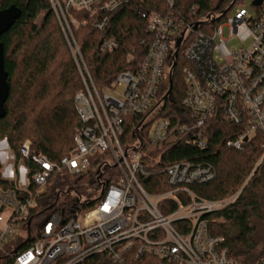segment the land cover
Wrapping results in <instances>:
<instances>
[{
  "label": "built area",
  "instance_id": "1",
  "mask_svg": "<svg viewBox=\"0 0 264 264\" xmlns=\"http://www.w3.org/2000/svg\"><path fill=\"white\" fill-rule=\"evenodd\" d=\"M254 1L255 16L244 5L228 14L232 5L224 21L209 32L200 29V20L209 18H197V5L185 9L178 0H165L164 11L142 7L136 15L146 23L150 37L144 58L136 69L120 72L110 86L99 89L69 25V20L78 22L68 12L71 7L93 12L97 0H51L84 83L74 96L82 124L74 132V149L59 160L32 153V142L24 140L22 159L16 166V156L4 140L6 147L0 154L8 164L4 179L14 187L0 189V249L12 257L11 264H82L95 254L105 256L109 264H138L144 255H154L165 264H246L228 256L224 236L210 235L206 219L239 192L212 200L188 188L212 180V166L178 161L162 168L170 188L161 193H148L142 178L151 173L148 166H156L165 148L217 113L241 126V133L227 142L237 150L252 135L264 133V0ZM119 4L113 0L104 8L113 11ZM227 26L231 36L225 39L223 28ZM181 36L179 49L189 40L184 48L189 65L184 69L182 106L190 111L191 122L173 125L165 116L151 115L160 112L157 93ZM235 37L240 46L229 44ZM118 47L117 39H106L100 51L113 52ZM147 112L145 123L154 118L148 140L123 141L128 118ZM108 158L115 160L118 172L105 182L100 172L108 168ZM26 160L36 166L34 170ZM93 166L102 191L93 208L82 215V222L74 218L77 208H65L63 215L54 213L41 225L40 235L29 246L5 251L26 234L28 238L26 223L53 174H83ZM255 264H264V255Z\"/></svg>",
  "mask_w": 264,
  "mask_h": 264
},
{
  "label": "trees",
  "instance_id": "2",
  "mask_svg": "<svg viewBox=\"0 0 264 264\" xmlns=\"http://www.w3.org/2000/svg\"><path fill=\"white\" fill-rule=\"evenodd\" d=\"M112 1L97 0L93 4V12L73 7L68 11L78 22L69 20V25L99 89L110 86L120 72L136 69L146 54L150 37L145 31L146 23L136 15L137 10L142 7L167 10L165 0H119L115 10L104 8ZM237 1L178 0V5L185 9L191 5L199 6L197 18H209L200 20L203 23L200 29L209 32L224 21L225 12ZM14 4L21 9L22 15L0 38L5 45V69L9 72L10 86L5 104L6 116L0 119V142L5 139L9 142L16 156V166L22 159L20 148L24 140L32 142V153L59 160L75 146L74 131L82 122L75 108L74 96L84 83L51 0H0V9ZM106 39H117L119 47L113 52H101V42ZM167 65L169 68L157 93L160 112L156 116L167 117L173 125L189 124L190 111L182 106L186 95L184 69L189 62L182 48ZM170 87L171 92L165 98ZM150 112L128 118L121 137L123 141L148 140L151 121L145 123V120ZM240 133V125L227 122L218 113L211 116L201 128L191 130L165 148L156 166H148L151 173L142 178V183L148 193H161L170 188L162 168L178 161L212 166L215 172L212 180L193 183L188 188L199 197L212 200L229 198L239 192L226 206L206 215L208 233L224 236L223 246L228 249L230 258L255 264L264 255V231L260 230L261 226L264 228V133L252 135L243 143L242 150L228 146V140ZM25 163L33 170L36 167L27 160ZM106 169L102 167L100 173L104 175ZM83 180H88L91 185L101 183L97 172L89 176L63 171L49 178L47 191L38 197V207L26 223L28 238L14 250L24 249L38 238L41 225L50 219L49 213L58 208L60 196L75 188L73 181L78 184ZM11 187L14 185L4 179L0 157V189ZM83 189V186L75 188L80 197ZM80 197L74 201L72 198L61 206L77 210L93 208L96 199L83 201ZM11 263V256L0 255V264ZM82 264H109V261L105 256L95 254ZM138 264L165 263L154 255H144Z\"/></svg>",
  "mask_w": 264,
  "mask_h": 264
},
{
  "label": "rangeland",
  "instance_id": "3",
  "mask_svg": "<svg viewBox=\"0 0 264 264\" xmlns=\"http://www.w3.org/2000/svg\"><path fill=\"white\" fill-rule=\"evenodd\" d=\"M241 5H244L248 10H249V12L250 13H252L254 16L257 14V11H258V7L256 6V5H253V0H238L235 4H234V7L228 12V14H230L231 12H233L234 11V9L236 8V7H238V6H241ZM59 20V19H58ZM37 21H40V18L37 20ZM230 32V27L229 26H227V27H224L223 28V34H224V38L225 39H228V38H230V36H231V34L229 33ZM188 42H189V40H185V42L183 43V45L181 46V48H182V50L183 51H185L184 50V48L186 47V45L188 44ZM229 44L230 45H237V46H240L241 45V42H240V40L237 38V37H235V38H232V39H230L229 40ZM247 44H248V42H247ZM71 50V49H70ZM184 81H185V78H184ZM157 115V111L156 112H154L151 116H156ZM156 118H159V116H157ZM154 119V118H153ZM153 119H151V120H149V121H151V124H150V126H149V128H150V131H151V129H152V127H153V124H154V120ZM76 130V129H75ZM75 132V131H74ZM5 147H6V142H4V140L3 141H1L0 142V154H2V151L5 149ZM3 156V155H2ZM1 155H0V157H1V162H3L2 163V171H3V176L6 178L7 177V173H6V168H7V161H4V157H2ZM107 162H108V168L106 169V171H105V175L103 176V181H108V182H110V177H109V175H114V174H116L117 172H118V167L117 166H115V164H116V162H115V160L114 159H112V158H108L107 159ZM94 167V169L92 168V170H90L89 172H86V173H84V174H87V175H91V174H94V172H95V166H93ZM72 184H73V186L75 187V188H78V187H80V186H83L84 187V189H83V191H82V193H81V197L76 193V190H75V188H72V191L70 192V193H64V194H62L61 196H60V199H59V201H58V208L54 211V212H51V213H49L50 214V216L52 215V214H54V213H56V214H61V215H63L64 214V208H63V206H61L63 203H65V202H68V201H70V200H72V198H73V200H75V199H77V198H81L83 201L84 200H87V199H89V198H91V200H93V199H96V198H99L100 197V194H101V191H102V188H101V185H91V182H89L88 180H83V181H81V182H78V184L77 183H75L74 181L72 182ZM88 192V194L85 192ZM89 194H91L90 196H88ZM237 194V193H236ZM236 194H234L233 196H231V197H234ZM230 198V197H229ZM61 206V207H60ZM87 210H81V209H79V211H78V213L76 214V215H74V218L77 220V222H82L83 221V217H82V215L86 212ZM48 214V215H49ZM47 215V216H48ZM45 219L47 218V217H44ZM41 223V222H40ZM263 230L264 231V228L261 226L260 227V230ZM261 230V231H262ZM26 237H27V234L25 235V236H23L22 238H19L16 242H14V243H12V244H10V246H7V247H5V251H7V252H10V251H12V250H14V248L16 247V246H18L19 245V243H22L21 241H24V239H26ZM1 254H5V252L2 250V249H0V255Z\"/></svg>",
  "mask_w": 264,
  "mask_h": 264
},
{
  "label": "water",
  "instance_id": "4",
  "mask_svg": "<svg viewBox=\"0 0 264 264\" xmlns=\"http://www.w3.org/2000/svg\"><path fill=\"white\" fill-rule=\"evenodd\" d=\"M254 3H261V0H255ZM232 6H230L229 9H231ZM227 11L225 13H227ZM22 11L21 9L16 5H11L7 8L0 9V38L1 35L4 34L9 30V28L15 23V21L21 17ZM183 40V36L178 38L177 40V48L176 52L174 55V59L176 58L178 52H179V47L181 45V42ZM4 50H5V45L2 41H0V119H3L6 116V107L5 104L7 102V98L10 92V86H9V72L6 71L5 69V57H4ZM170 79V84H172V79H171V72L169 75ZM171 92V87L168 90V94ZM247 139V138H246ZM246 141V140H245ZM73 212L74 209L72 210Z\"/></svg>",
  "mask_w": 264,
  "mask_h": 264
},
{
  "label": "flooded vegetation",
  "instance_id": "5",
  "mask_svg": "<svg viewBox=\"0 0 264 264\" xmlns=\"http://www.w3.org/2000/svg\"><path fill=\"white\" fill-rule=\"evenodd\" d=\"M169 89H170V88H169ZM169 89H168V90H169ZM167 92H168V91H167ZM167 92H166V94L164 95V96H165V98H166V97L169 95Z\"/></svg>",
  "mask_w": 264,
  "mask_h": 264
}]
</instances>
